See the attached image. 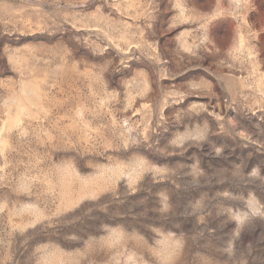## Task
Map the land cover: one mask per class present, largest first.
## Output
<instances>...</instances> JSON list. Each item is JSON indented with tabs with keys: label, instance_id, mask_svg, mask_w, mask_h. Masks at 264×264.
Listing matches in <instances>:
<instances>
[{
	"label": "rangeland",
	"instance_id": "rangeland-1",
	"mask_svg": "<svg viewBox=\"0 0 264 264\" xmlns=\"http://www.w3.org/2000/svg\"><path fill=\"white\" fill-rule=\"evenodd\" d=\"M0 264H264V0H0Z\"/></svg>",
	"mask_w": 264,
	"mask_h": 264
}]
</instances>
